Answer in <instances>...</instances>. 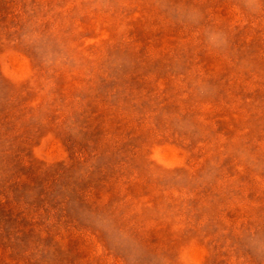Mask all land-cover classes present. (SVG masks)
<instances>
[{"label": "rangeland", "instance_id": "374dc122", "mask_svg": "<svg viewBox=\"0 0 264 264\" xmlns=\"http://www.w3.org/2000/svg\"><path fill=\"white\" fill-rule=\"evenodd\" d=\"M0 264H264V0H0Z\"/></svg>", "mask_w": 264, "mask_h": 264}]
</instances>
